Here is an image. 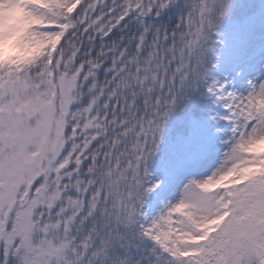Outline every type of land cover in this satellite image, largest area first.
<instances>
[{"label":"snow or ice","instance_id":"snow-or-ice-1","mask_svg":"<svg viewBox=\"0 0 264 264\" xmlns=\"http://www.w3.org/2000/svg\"><path fill=\"white\" fill-rule=\"evenodd\" d=\"M25 7L44 47L0 67V264H264V4Z\"/></svg>","mask_w":264,"mask_h":264},{"label":"clouds","instance_id":"clouds-1","mask_svg":"<svg viewBox=\"0 0 264 264\" xmlns=\"http://www.w3.org/2000/svg\"><path fill=\"white\" fill-rule=\"evenodd\" d=\"M27 4L28 0L0 2V67H22L43 50V41L31 34L35 21Z\"/></svg>","mask_w":264,"mask_h":264},{"label":"trees","instance_id":"trees-1","mask_svg":"<svg viewBox=\"0 0 264 264\" xmlns=\"http://www.w3.org/2000/svg\"><path fill=\"white\" fill-rule=\"evenodd\" d=\"M248 3L252 6L253 10H259L260 6L264 4V0H248ZM167 150V145H165V151Z\"/></svg>","mask_w":264,"mask_h":264}]
</instances>
